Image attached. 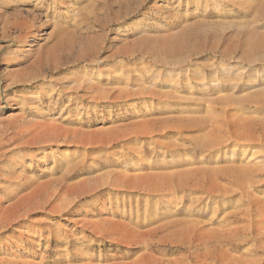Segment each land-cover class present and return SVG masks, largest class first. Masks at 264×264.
Wrapping results in <instances>:
<instances>
[{
	"label": "rangeland",
	"instance_id": "1",
	"mask_svg": "<svg viewBox=\"0 0 264 264\" xmlns=\"http://www.w3.org/2000/svg\"><path fill=\"white\" fill-rule=\"evenodd\" d=\"M246 124L264 136V0H0V264H228L190 235L248 226L221 190L264 157L229 139ZM243 238L233 264H264Z\"/></svg>",
	"mask_w": 264,
	"mask_h": 264
},
{
	"label": "bare ground",
	"instance_id": "2",
	"mask_svg": "<svg viewBox=\"0 0 264 264\" xmlns=\"http://www.w3.org/2000/svg\"><path fill=\"white\" fill-rule=\"evenodd\" d=\"M241 128H243V131L239 135L240 138L239 137L238 138L229 137V139H231V142H233L234 140H238L240 141L239 143L241 147L243 148L253 145L255 143H258L259 140L263 142V145H264V136H262L263 139L255 136L253 134V128L250 127L249 124H246L244 127H241ZM52 131H50V133H52ZM48 135H51V134H48ZM58 137H59L58 135H56V137H53V140H55L57 143H59L58 141H60ZM43 138L44 137H42L41 139ZM217 145L218 147H216V149H220V147L222 148V146H219L220 144L217 143ZM250 163L251 162H249V164ZM228 172H229V175H225L223 176V178H228L230 180L231 186L222 187L221 190L225 192L224 198L228 197L229 195H239V196H242L243 199L245 198L244 210L240 209L241 207L235 206V211L237 213H242L244 216H246V218L248 219V226L246 227V229L244 228L243 230H241L242 232L239 231L238 233H232L231 235L221 234L222 236L219 235L220 234L219 233L218 238H216L215 236H212L208 240L205 237V231L207 230L204 231V228L200 227L196 230V232L194 230L193 233L190 235V242L192 243L191 245L193 246L195 245L199 247L203 245L204 248H207V250H211L213 248L210 252H208L210 257L218 260L219 262L228 261V264H233L234 256L230 255L224 249L223 243L225 242L231 241L233 239L237 240L240 236V237H244L243 239L246 242L249 240H255L257 244H259L261 248L264 249V216H263L264 215V201L255 193L257 189L256 185L262 183L264 180V157L261 160H259V162H255V168H247V169L240 170L239 172H237V169H234ZM107 183L110 185H116L117 187L118 186L126 187L125 184L117 183L114 181H110V182L108 181ZM138 184L139 185H130L128 187L129 189L131 188V190L132 188H135L137 189L136 191L140 190L143 192H148L147 190L148 185L145 183V181H142ZM211 192H215V191H211ZM163 195H164L163 199L168 202L167 205L172 206V207L176 206V203L179 200L177 199L178 197H176L175 195H171V194L170 196H168L167 193ZM33 197L34 196H31V198L20 199L21 201L16 203L8 213L15 211V209L18 208L21 204H26L30 202L31 200H33ZM258 217H261L263 219H258ZM245 241H241V242H245ZM236 242H239V241L237 240Z\"/></svg>",
	"mask_w": 264,
	"mask_h": 264
}]
</instances>
